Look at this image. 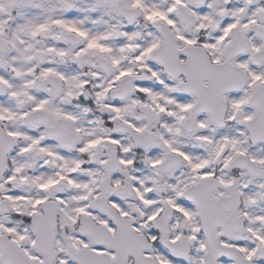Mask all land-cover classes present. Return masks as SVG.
<instances>
[{"label":"snow or ice","instance_id":"snow-or-ice-1","mask_svg":"<svg viewBox=\"0 0 264 264\" xmlns=\"http://www.w3.org/2000/svg\"><path fill=\"white\" fill-rule=\"evenodd\" d=\"M0 264H264V0H0Z\"/></svg>","mask_w":264,"mask_h":264}]
</instances>
